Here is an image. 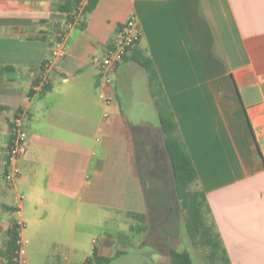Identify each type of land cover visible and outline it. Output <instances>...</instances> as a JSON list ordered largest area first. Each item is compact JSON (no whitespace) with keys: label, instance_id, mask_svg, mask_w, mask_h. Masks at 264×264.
Returning <instances> with one entry per match:
<instances>
[{"label":"crops","instance_id":"1","mask_svg":"<svg viewBox=\"0 0 264 264\" xmlns=\"http://www.w3.org/2000/svg\"><path fill=\"white\" fill-rule=\"evenodd\" d=\"M65 2L0 0V264L17 221L34 253L49 240L44 264H167L171 250L193 255L149 75L134 49L153 64L229 263L264 264V0H97L66 32L47 87L33 88ZM67 3L72 10L74 0ZM132 14L140 39L113 83H101L97 59ZM18 114L26 151L7 181ZM159 190L172 198L179 231L164 250L151 242L169 235L159 226L150 234L151 208L166 206ZM81 222L86 230H77ZM24 251L21 264H29Z\"/></svg>","mask_w":264,"mask_h":264},{"label":"trees","instance_id":"2","mask_svg":"<svg viewBox=\"0 0 264 264\" xmlns=\"http://www.w3.org/2000/svg\"><path fill=\"white\" fill-rule=\"evenodd\" d=\"M76 2L77 0H74L73 7ZM96 2L97 0H88L81 15L80 24L83 17L93 9ZM67 4L66 0V19L69 18V12L71 11ZM132 58L143 66L149 75L150 93L154 99L162 132L164 134L165 146L172 167L174 191L182 211V220L185 230L192 241L199 242V244L208 248L207 259L210 262L221 261L222 264H230L219 233L209 219L210 209L207 204L205 193L199 186L196 168L179 135L178 125L158 82L153 64L150 59L143 56L136 49L133 51ZM47 85L48 84H46L43 89H45ZM137 217L142 221L143 216L138 215ZM138 229L142 230L143 226L140 225ZM16 240V223H13L2 251L6 264H17L15 257L17 256L19 244ZM170 256L171 259L167 264H193V259L187 250H171ZM93 257L96 258L97 261L102 260L108 262L110 260V258H99L95 253Z\"/></svg>","mask_w":264,"mask_h":264},{"label":"built area","instance_id":"3","mask_svg":"<svg viewBox=\"0 0 264 264\" xmlns=\"http://www.w3.org/2000/svg\"><path fill=\"white\" fill-rule=\"evenodd\" d=\"M88 0H77L73 9L69 12V18L65 19L63 27L59 32L58 39L51 47L49 55L42 62V66L37 74L36 82L33 88L43 89L48 83V73L53 69L57 60L64 56L66 52V32L80 24L81 15ZM140 39L136 17L132 14L126 18L119 26L115 38L113 39L107 53L100 59H97L98 75L101 83L112 84L118 64L126 57L131 48H133ZM106 102L109 99L106 98ZM26 132L22 128V116L16 115L12 120V139L7 149L6 164L9 170L5 173L4 178L12 181L19 172L16 165L17 159L26 151ZM22 197L19 196L17 206L20 207ZM24 228L23 221L16 222L17 243L19 249L15 261L21 264L22 253V234ZM83 264H87L84 262Z\"/></svg>","mask_w":264,"mask_h":264},{"label":"rangeland","instance_id":"4","mask_svg":"<svg viewBox=\"0 0 264 264\" xmlns=\"http://www.w3.org/2000/svg\"><path fill=\"white\" fill-rule=\"evenodd\" d=\"M146 194L149 195V192L146 191ZM158 196L162 199L163 203L166 206L163 207L162 210H158V208H155V207L151 208L150 234L152 233L156 234V229H158V226H159L161 228V234L163 235V237L165 235H169V239L168 240L163 239V238L159 240L157 239L151 242V244L152 245L154 244L157 249L164 250L167 247V242L169 244L170 238H172L173 236L176 237V235H179L178 233L179 231H178V226L171 220V217L169 216L170 208L167 205H170L171 203L170 201L172 198L169 196L168 192H166L165 190H159ZM118 221H119L118 223H124L122 219ZM85 227H86V224H84L83 222L77 224V230L78 229L81 231L86 230L84 229ZM24 239H26V237L22 239V244H21L23 249L25 250L23 253V258H26L29 264H32V263L44 264L45 261L48 259V253L50 252V243H48L49 240H41L42 246L40 247L43 248V252L34 253L33 251L30 250L32 243L31 242L26 243ZM174 240L179 241L178 237L174 238ZM62 241H64V243H68L70 240L62 239ZM191 242H192V245H190L191 246L190 249L192 250L194 256L191 254L190 250L189 252L192 255L193 264H222L221 261L210 262L207 259L208 248L199 244V242H194L192 240ZM177 246L183 247L184 245L181 246V245L176 244V247Z\"/></svg>","mask_w":264,"mask_h":264}]
</instances>
